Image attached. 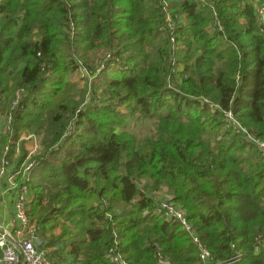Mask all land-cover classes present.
<instances>
[{"label": "trees", "instance_id": "16d2710c", "mask_svg": "<svg viewBox=\"0 0 264 264\" xmlns=\"http://www.w3.org/2000/svg\"><path fill=\"white\" fill-rule=\"evenodd\" d=\"M256 1L0 0V145L21 163V135L40 138L21 179L52 264H264L263 151L227 121L264 142ZM163 191L211 260L156 212Z\"/></svg>", "mask_w": 264, "mask_h": 264}, {"label": "built area", "instance_id": "2783aa9c", "mask_svg": "<svg viewBox=\"0 0 264 264\" xmlns=\"http://www.w3.org/2000/svg\"><path fill=\"white\" fill-rule=\"evenodd\" d=\"M255 10L259 20V32H264V0H257L255 3ZM171 26V24H169ZM78 75H82L83 78H88L89 73L85 68L80 66L78 68ZM76 71V73H77ZM16 98L18 93H16ZM17 101H14L13 105ZM6 120V127L9 128V123L11 120V115H4ZM227 121L234 127L236 130L244 136L256 143L257 146L263 151L264 155V142L257 140L252 134H250L244 127H242L237 121L233 119L230 113L227 114ZM28 137H33V143L26 147V155L24 160L20 163V168L12 172L9 168V158L6 156L8 151V146L3 148V156L0 160V176H7V182L10 188L14 191V218L13 224L14 229L11 231L6 229L3 226H0V264H52L48 256V251L45 248L39 246V232L37 223L31 220L27 213V204L29 202L28 188L22 180V177H25V174L33 166V160L31 159L33 155L39 153L41 145L40 139L32 133H25V136L22 139H30ZM16 152L19 154V145L15 147ZM20 178V180H18ZM26 180V179H25ZM158 204L156 207V212L162 214L168 219H174L179 221L184 230L192 235V241L195 243L198 249V256L201 260L208 261L211 260L210 252L199 242L197 236L192 234L191 227L185 219L184 211L170 202L167 197L162 195L157 197ZM109 255L115 264H128L118 253L116 248H112L109 251ZM238 255L233 256L232 258L224 261L220 264H228L234 262L237 259Z\"/></svg>", "mask_w": 264, "mask_h": 264}, {"label": "rangeland", "instance_id": "374dc122", "mask_svg": "<svg viewBox=\"0 0 264 264\" xmlns=\"http://www.w3.org/2000/svg\"><path fill=\"white\" fill-rule=\"evenodd\" d=\"M78 73H79V71H77V73L74 72L73 75H72V79L74 81H77L78 88L79 89H81V90L82 89H86V91L83 90L84 99L86 97H88L92 91H99L100 90L99 85H97L96 82L95 83L93 82V83H89L88 84L87 82H85V79L83 78V76L80 75V74L78 75ZM154 121H155L154 118H141L137 114H134V115H131L127 119L125 129L128 130V131H130V132H132L137 137V139H143L144 137L149 136V135H152L154 133V129H155V123H154ZM24 136H25V133H23L21 135V138L20 139H22ZM28 138H30V139H27V141L25 139H22V141L31 142L30 144H32L34 138L33 137H28ZM1 148H2V152H3V146ZM2 156H3V154H2ZM2 156H0V160L2 159ZM9 160H10V158H9ZM17 162H18V160L16 161V159L13 162V164H12L11 161L9 162L10 163L9 166L10 167L13 166L10 169L12 172H9V174L13 173L15 168H16V170H18L20 168V165L21 164L20 163H17ZM162 196L163 197H167V195L165 194V192L162 194ZM31 220L33 221V219H31ZM58 246L61 247V245H58ZM51 250H52V248L47 249L48 256H49V252ZM68 257H70V256L68 255ZM64 258H66L65 255H64ZM71 259H72V257H71ZM71 259H70V261H71ZM53 260L55 261L54 262L55 264H64V259L63 258L62 259H58V260H56L54 258Z\"/></svg>", "mask_w": 264, "mask_h": 264}, {"label": "crops", "instance_id": "0c3cea01", "mask_svg": "<svg viewBox=\"0 0 264 264\" xmlns=\"http://www.w3.org/2000/svg\"><path fill=\"white\" fill-rule=\"evenodd\" d=\"M7 130L6 127V120L4 114H0V134L4 133ZM31 142H27L25 145L26 147ZM28 148V147H27ZM2 148L0 145V156H2ZM10 161L13 162L20 158V155L14 150L12 156L9 157ZM13 167V166H11ZM11 167L9 169H11ZM7 176H0V226L5 227L6 229L13 230L14 224H13V218H14V197L15 193L10 188L8 182H7ZM64 264H68L70 261V257L68 255H65Z\"/></svg>", "mask_w": 264, "mask_h": 264}]
</instances>
